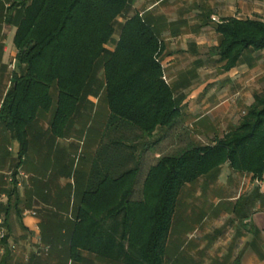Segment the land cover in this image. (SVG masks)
<instances>
[{"label": "crops", "instance_id": "0c3cea01", "mask_svg": "<svg viewBox=\"0 0 264 264\" xmlns=\"http://www.w3.org/2000/svg\"><path fill=\"white\" fill-rule=\"evenodd\" d=\"M14 2L0 0V110L13 76L21 72L15 45H5L21 16L22 7L8 12ZM135 15L147 21L160 42L159 60L181 110L179 120H198L197 146L213 145L236 129L264 91V51H248L226 70L227 62L217 53V26L229 20L264 21V0H132L118 18V28ZM100 99L101 94L89 96L61 137L52 133L53 113L40 114L25 152L0 125V221L6 232L0 264H108L87 253L72 261L68 250L100 152L102 172H123L117 159L122 131L106 135L109 112L105 106L98 110ZM164 131L139 138L132 150L138 163L132 161L128 168L139 165L138 184L165 157L155 155L156 146L169 136ZM141 197V192L133 196ZM187 226L194 233H182ZM171 232L174 248L171 255L168 245V264H264V177L236 173L226 164L219 174L200 179L198 208L178 214ZM195 235L199 237L192 243Z\"/></svg>", "mask_w": 264, "mask_h": 264}, {"label": "trees", "instance_id": "16d2710c", "mask_svg": "<svg viewBox=\"0 0 264 264\" xmlns=\"http://www.w3.org/2000/svg\"><path fill=\"white\" fill-rule=\"evenodd\" d=\"M131 1L15 0L10 10L12 14L22 7L14 39L21 72L13 76L0 125L19 141L22 151L40 114L53 113L52 133L61 137L91 95L106 98V135L122 131L117 159L123 172H102L100 152L70 235L72 261L87 253L108 264H168L184 188L219 174L226 164L236 173L264 177L262 91L239 126L213 145L161 158L147 173L141 199L134 200L140 168L128 166L137 162L132 153L136 142L170 129L181 110L164 80L161 45L152 27L135 15L118 28L117 20ZM216 32L221 37L217 53L227 62L226 70L236 67L246 52L264 51V21L229 20Z\"/></svg>", "mask_w": 264, "mask_h": 264}, {"label": "rangeland", "instance_id": "374dc122", "mask_svg": "<svg viewBox=\"0 0 264 264\" xmlns=\"http://www.w3.org/2000/svg\"><path fill=\"white\" fill-rule=\"evenodd\" d=\"M14 5V4H13ZM19 5H17L18 7ZM12 8V7H11ZM11 8L8 9L10 13ZM9 19V18H8ZM7 19V21H8ZM17 29L15 26L10 27L9 29V36L5 42L7 47L14 49V39L16 36ZM16 68H19V64L16 65ZM11 71L14 70L11 68ZM16 72V70H15ZM98 79L102 78V73H99ZM101 93V92H100ZM102 94V93H101ZM107 106L106 98L101 95V99L99 102L98 110H102L103 107ZM241 116V115H240ZM242 117V116H241ZM198 120L190 119L189 117H185L179 120L171 130H165L162 134L169 135L165 140L162 141L161 145L156 146L155 155L161 156H177L182 154L189 148L196 147L198 145ZM94 133V130L91 131V135ZM134 135H131L130 140H133ZM134 141V140H133ZM141 145V144H139ZM147 162L146 164H148ZM148 168V165L146 166ZM147 168L144 169V173L146 174ZM137 193L142 191V183H139L136 188ZM198 208V182L194 185L188 186L184 188L182 196L180 198V203L177 211V216L180 214L184 209H194ZM192 226V223H191ZM182 233H194V229L192 227L187 226L186 229H182ZM199 236L195 235L191 240H194L192 243H196ZM171 251L169 252L172 255V251L174 246L169 244ZM201 255V254H199ZM204 257V254H203Z\"/></svg>", "mask_w": 264, "mask_h": 264}, {"label": "built area", "instance_id": "2783aa9c", "mask_svg": "<svg viewBox=\"0 0 264 264\" xmlns=\"http://www.w3.org/2000/svg\"><path fill=\"white\" fill-rule=\"evenodd\" d=\"M5 239H6V232L4 230V222L3 221H0V242H3ZM2 254H3L2 253V249H0V256Z\"/></svg>", "mask_w": 264, "mask_h": 264}]
</instances>
